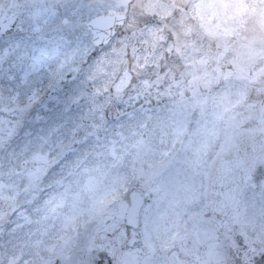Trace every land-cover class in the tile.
<instances>
[{"label":"snow or ice","instance_id":"1","mask_svg":"<svg viewBox=\"0 0 264 264\" xmlns=\"http://www.w3.org/2000/svg\"><path fill=\"white\" fill-rule=\"evenodd\" d=\"M0 264H264V0H0Z\"/></svg>","mask_w":264,"mask_h":264}]
</instances>
